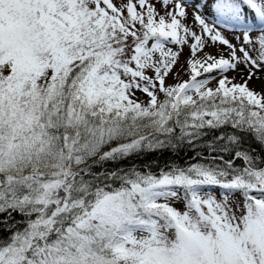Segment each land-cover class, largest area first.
<instances>
[{
	"label": "snow or ice",
	"instance_id": "1",
	"mask_svg": "<svg viewBox=\"0 0 264 264\" xmlns=\"http://www.w3.org/2000/svg\"><path fill=\"white\" fill-rule=\"evenodd\" d=\"M262 73L264 0H0V264H264Z\"/></svg>",
	"mask_w": 264,
	"mask_h": 264
},
{
	"label": "trees",
	"instance_id": "2",
	"mask_svg": "<svg viewBox=\"0 0 264 264\" xmlns=\"http://www.w3.org/2000/svg\"><path fill=\"white\" fill-rule=\"evenodd\" d=\"M253 146L257 148V151H259L258 145H253ZM190 154L191 153H189L187 149H184L178 154V156H173L172 153L168 151L164 153H154L150 156L145 157V159L146 160H160V161L169 160V159H179V162L183 163V160L187 159L188 155Z\"/></svg>",
	"mask_w": 264,
	"mask_h": 264
},
{
	"label": "rangeland",
	"instance_id": "3",
	"mask_svg": "<svg viewBox=\"0 0 264 264\" xmlns=\"http://www.w3.org/2000/svg\"><path fill=\"white\" fill-rule=\"evenodd\" d=\"M186 54H187V51H185V55H186ZM229 75H235V73H230ZM261 75L264 76V73H262ZM187 78H188L187 76H182V79H187ZM172 82H173V81H172V78L169 77L168 83H172ZM249 87H250L251 89L256 90L257 92H262V91H264V88H262V86H261V82H260L259 80H256V79H253V80L250 82ZM138 95H140V94L138 93Z\"/></svg>",
	"mask_w": 264,
	"mask_h": 264
}]
</instances>
